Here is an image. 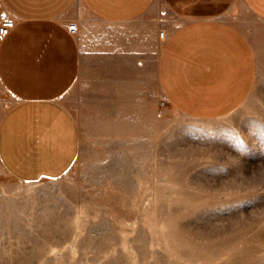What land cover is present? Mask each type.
Masks as SVG:
<instances>
[{
	"label": "rangeland",
	"instance_id": "obj_1",
	"mask_svg": "<svg viewBox=\"0 0 264 264\" xmlns=\"http://www.w3.org/2000/svg\"><path fill=\"white\" fill-rule=\"evenodd\" d=\"M238 9L258 79L219 119L164 106L139 68L132 95L92 67L56 99L75 129L0 82V264H264V22Z\"/></svg>",
	"mask_w": 264,
	"mask_h": 264
},
{
	"label": "crops",
	"instance_id": "obj_2",
	"mask_svg": "<svg viewBox=\"0 0 264 264\" xmlns=\"http://www.w3.org/2000/svg\"><path fill=\"white\" fill-rule=\"evenodd\" d=\"M240 3L264 22V0H0V13L16 22L0 36V82L29 99L31 120L52 113L75 129L56 99L92 67L113 91L132 95L139 68L172 110L219 119L246 103L258 79L255 45L234 20Z\"/></svg>",
	"mask_w": 264,
	"mask_h": 264
},
{
	"label": "built area",
	"instance_id": "obj_3",
	"mask_svg": "<svg viewBox=\"0 0 264 264\" xmlns=\"http://www.w3.org/2000/svg\"><path fill=\"white\" fill-rule=\"evenodd\" d=\"M16 27V22L13 18H11L7 13H0V36L6 37L12 33V31ZM69 30L73 35L78 33V25L77 23H71L69 25ZM164 35V34H162ZM168 103V99L166 96H163L162 104ZM163 112L160 113L162 115Z\"/></svg>",
	"mask_w": 264,
	"mask_h": 264
}]
</instances>
